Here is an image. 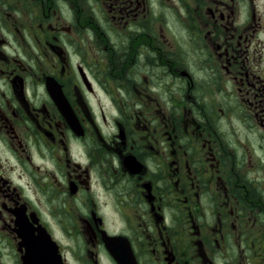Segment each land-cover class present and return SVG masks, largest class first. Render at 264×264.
Instances as JSON below:
<instances>
[{
    "label": "flooded vegetation",
    "instance_id": "obj_1",
    "mask_svg": "<svg viewBox=\"0 0 264 264\" xmlns=\"http://www.w3.org/2000/svg\"><path fill=\"white\" fill-rule=\"evenodd\" d=\"M0 264H264V0H0Z\"/></svg>",
    "mask_w": 264,
    "mask_h": 264
}]
</instances>
